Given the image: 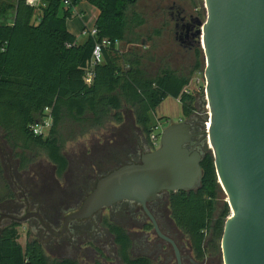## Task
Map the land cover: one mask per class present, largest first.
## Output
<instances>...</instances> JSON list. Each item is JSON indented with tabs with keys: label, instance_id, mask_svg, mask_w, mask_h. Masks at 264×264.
I'll return each mask as SVG.
<instances>
[{
	"label": "trees",
	"instance_id": "obj_1",
	"mask_svg": "<svg viewBox=\"0 0 264 264\" xmlns=\"http://www.w3.org/2000/svg\"><path fill=\"white\" fill-rule=\"evenodd\" d=\"M90 3L100 11L94 28L97 36H88L83 43L67 27L78 0H71L70 6L65 0H45L42 6L31 5L28 0L0 3V129L10 147L23 152V160L45 153L60 174L68 164L63 141L66 130L75 133L73 140L92 129L107 130L106 136H113L126 132L133 121L154 149L151 114L172 98L180 100L185 118L194 115L196 97L188 88L195 72H205L202 51L196 52L197 62L189 75L168 66L164 58L168 61L176 53L170 49L160 52V42L157 48L155 40L165 34L175 36L173 29L166 21L159 27L151 25L138 9L139 0ZM103 41L110 43L103 49V62L90 70L94 47ZM145 41L152 45L144 46ZM120 43L143 48L121 55ZM90 71L94 77L88 84ZM46 118L52 121L48 134L35 135L33 127ZM112 123L114 127L109 126ZM201 166V187L171 193L170 211L203 259L208 252L221 254L231 210L226 202L219 211L222 188L211 152ZM119 232L124 260L136 264L129 260V238ZM22 237L14 227L3 232L0 264H72L50 261L37 242L23 241Z\"/></svg>",
	"mask_w": 264,
	"mask_h": 264
},
{
	"label": "water",
	"instance_id": "obj_2",
	"mask_svg": "<svg viewBox=\"0 0 264 264\" xmlns=\"http://www.w3.org/2000/svg\"><path fill=\"white\" fill-rule=\"evenodd\" d=\"M205 6L207 19L197 33L209 108L204 135L195 142L196 115L171 124L159 148L102 178L74 218L197 190L211 152L231 210L220 244L223 263L264 264V0H205Z\"/></svg>",
	"mask_w": 264,
	"mask_h": 264
},
{
	"label": "flooded vegetation",
	"instance_id": "obj_3",
	"mask_svg": "<svg viewBox=\"0 0 264 264\" xmlns=\"http://www.w3.org/2000/svg\"><path fill=\"white\" fill-rule=\"evenodd\" d=\"M176 13V41L193 46L197 21L181 8ZM192 122L198 143L200 122L197 117ZM151 150L147 137L131 122L126 132L105 136L91 149L74 156L64 153L68 164L60 174L48 158L37 163L38 156L32 155L23 160V152L12 149L0 129V161L9 186L0 196V238L14 227L23 241L37 242L52 262L128 264L118 242L122 231L130 240L129 260L136 264H216L210 252L200 259L177 227L168 192L146 206L123 202L89 218H74L102 178Z\"/></svg>",
	"mask_w": 264,
	"mask_h": 264
},
{
	"label": "rangeland",
	"instance_id": "obj_4",
	"mask_svg": "<svg viewBox=\"0 0 264 264\" xmlns=\"http://www.w3.org/2000/svg\"><path fill=\"white\" fill-rule=\"evenodd\" d=\"M13 3L16 2V0L12 1ZM174 7V9H171V7ZM177 8H181L188 16H193L195 18V33H198L202 28L199 26L200 22H205L207 19V10L205 6V0H139L138 9L142 12H144L149 22H151V25L156 26H162L163 21L168 22L169 26L168 28L173 29L172 32L175 34V24L176 21L174 17H177ZM157 48L158 43L160 42V52H166L167 49L172 50L173 55L176 53V56H172L171 59L167 61V58L165 59V62L168 64V66H171L174 70L180 71V73L189 75V73L194 69L197 57L196 52L203 51L202 48V35L196 34V37L194 38V44L193 46H189L185 44L184 46H180L179 43L176 41V35L175 36H168L167 34L162 36L158 41L155 40ZM173 46H172V45ZM146 45H152L147 44L145 41L144 46ZM120 49L121 55H123L126 52H129L130 49H137L141 50L143 47H126L123 43H120L118 45ZM146 48V47H145ZM156 51V50H155ZM122 61H120V65H122ZM205 89H206V79H205V72L203 69L197 71L194 73L192 77L191 85L188 88V92L193 93L196 97V112L195 115L199 119V127H200V133L201 136L204 135V130L201 129V124L204 122V118L209 115L208 106L204 104L205 102ZM187 119L182 114V106L180 103V100H174L172 98L167 99L161 107L155 112L154 114H151V127L154 130V135L160 136L162 132L171 124L178 123V122H184ZM133 122V121H132ZM114 127V123L111 125ZM89 133L86 134L83 137L77 138L75 140L72 139V135L75 133L68 132L66 130L63 132V141H64V153L67 156H74V154H79L80 151H83V149H91L93 145H95L98 142H103L104 137L106 136L107 130H101L98 129H92L88 130ZM118 133V132H116ZM207 133V132H206ZM160 147V146H159ZM158 147V148H159ZM157 149V148H156ZM156 149H152L151 151H154ZM47 155L45 153L38 155L36 162L46 160ZM4 168L2 165V162L0 161V196L7 193L9 190V186L6 183V179L4 178ZM222 188V187H221ZM227 202V195L222 189V194H220L218 207L219 211L223 209L224 204ZM214 255V254H213ZM214 261L216 264H224L222 254L214 255Z\"/></svg>",
	"mask_w": 264,
	"mask_h": 264
},
{
	"label": "crops",
	"instance_id": "obj_5",
	"mask_svg": "<svg viewBox=\"0 0 264 264\" xmlns=\"http://www.w3.org/2000/svg\"><path fill=\"white\" fill-rule=\"evenodd\" d=\"M14 0H0L2 2L13 3ZM17 1V0H16ZM45 0H39L38 6L45 5ZM75 16L67 21V27L79 43L87 39V31L94 29L99 18L100 11L94 7L90 0H78V5L74 8Z\"/></svg>",
	"mask_w": 264,
	"mask_h": 264
},
{
	"label": "built area",
	"instance_id": "obj_6",
	"mask_svg": "<svg viewBox=\"0 0 264 264\" xmlns=\"http://www.w3.org/2000/svg\"><path fill=\"white\" fill-rule=\"evenodd\" d=\"M29 4L38 6L39 0H28ZM65 5L70 6L71 5V0H65ZM87 36H92L96 37L97 36V31L96 29H91L85 33ZM110 43L108 41H103V42H97L94 51H93V56L92 60L90 63V70L94 68L95 65L101 64L103 62V49L107 46H109ZM93 72L90 71L87 75L86 82L90 84L93 80ZM51 118H46L42 123H38L33 127V132L35 135H47L49 132V129L51 128ZM160 139L161 135H152L151 137V142L153 145V148L156 149L160 146Z\"/></svg>",
	"mask_w": 264,
	"mask_h": 264
},
{
	"label": "bare ground",
	"instance_id": "obj_7",
	"mask_svg": "<svg viewBox=\"0 0 264 264\" xmlns=\"http://www.w3.org/2000/svg\"><path fill=\"white\" fill-rule=\"evenodd\" d=\"M209 109V108H208ZM207 127H210V123L207 125Z\"/></svg>",
	"mask_w": 264,
	"mask_h": 264
}]
</instances>
